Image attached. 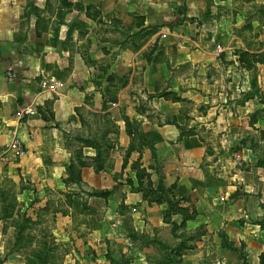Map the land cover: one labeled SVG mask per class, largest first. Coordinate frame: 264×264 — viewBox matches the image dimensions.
I'll use <instances>...</instances> for the list:
<instances>
[{
    "label": "crops",
    "instance_id": "1",
    "mask_svg": "<svg viewBox=\"0 0 264 264\" xmlns=\"http://www.w3.org/2000/svg\"><path fill=\"white\" fill-rule=\"evenodd\" d=\"M1 153L62 264H264V0H0Z\"/></svg>",
    "mask_w": 264,
    "mask_h": 264
},
{
    "label": "trees",
    "instance_id": "2",
    "mask_svg": "<svg viewBox=\"0 0 264 264\" xmlns=\"http://www.w3.org/2000/svg\"><path fill=\"white\" fill-rule=\"evenodd\" d=\"M86 142H88L89 144L93 145V147L97 150V156H98L99 155V151H100V147L95 145L94 141L87 140ZM67 171L69 173L72 172V168L68 167ZM137 174L139 175L138 179H140V178H148V174L145 173V171L143 169L140 170V171H137ZM137 190L141 191L142 196L144 198H146L149 202H155V203H159V202H162V201L167 202V205H168L167 213L176 212L178 210L177 209V202L175 200H173L168 195V194L171 193L172 188L165 189L163 187L160 179H159V182L156 185V187H153L151 185V183L149 182V180H147L146 183H143V182L139 181L138 182V186H137ZM108 194H109V191L92 192L91 193V195H101V196H105V197L108 196ZM1 195H0V197H1ZM4 196H6V195H4ZM13 198H14L15 205H17L15 197H13ZM7 205H8V203H6V202L4 203V206L1 205V207L3 208L4 213H7L9 211V209H10V207H8ZM16 214H17V216L18 215L20 216V220H16L12 224L14 226V245L16 243H18L21 239H23L26 236V234L30 230V224H31V219L29 217H27L25 215V213H23L21 211L20 212L16 211ZM181 214H182V220H181V222H180V224L178 226H183L184 222H185V219L188 217V215H186L183 212ZM38 252H39V250H38ZM45 253L46 252H40V253L36 254L35 260L26 259V261L30 264V263L36 262L37 259H38L40 264H44L46 259H48V257L46 256ZM168 260L170 262H172L173 264H182L180 259H176L174 256L170 257Z\"/></svg>",
    "mask_w": 264,
    "mask_h": 264
},
{
    "label": "rangeland",
    "instance_id": "3",
    "mask_svg": "<svg viewBox=\"0 0 264 264\" xmlns=\"http://www.w3.org/2000/svg\"><path fill=\"white\" fill-rule=\"evenodd\" d=\"M251 116L250 118H252ZM2 184H0L1 187ZM6 187L5 193L0 197V220H5L9 223H13L16 220H20V216L16 214L15 207L18 206L14 203V196H13V188L8 183L3 185ZM6 195V196H4ZM8 203V207H10L9 211L7 213H4L3 208L1 205L4 206V203ZM14 207V208H13ZM36 231H31V234L29 232L26 234V236L21 239L18 243L14 245V242L9 241L5 245L6 249H9V253L14 255L15 253H21L25 254L26 259H32L35 260L36 254L40 252H46V256L48 259L44 262V264H62V249L60 246H58L55 243H52L51 241L48 242L46 237L49 236L47 232L44 233L42 229H35ZM44 233V234H43ZM35 242V243H34ZM57 245V246H56ZM39 250V252H38ZM42 254V253H41ZM26 264H29L25 260ZM30 264H40L38 259L36 262L30 263Z\"/></svg>",
    "mask_w": 264,
    "mask_h": 264
},
{
    "label": "built area",
    "instance_id": "4",
    "mask_svg": "<svg viewBox=\"0 0 264 264\" xmlns=\"http://www.w3.org/2000/svg\"><path fill=\"white\" fill-rule=\"evenodd\" d=\"M24 113L25 114H31L32 113V110L31 109H24ZM13 150L14 151V153H15V155H21L22 153H23V149H22V147H21V145H20V143H19V141H17V140H13V141H11L6 147H5V149H4V152H6L7 150ZM5 154H2L1 153V156H0V159H3V156H4Z\"/></svg>",
    "mask_w": 264,
    "mask_h": 264
}]
</instances>
